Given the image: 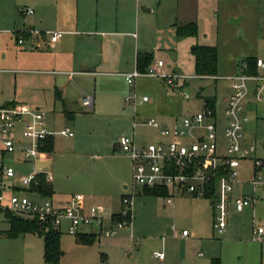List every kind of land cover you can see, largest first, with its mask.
Segmentation results:
<instances>
[{
  "label": "rangeland",
  "instance_id": "rangeland-1",
  "mask_svg": "<svg viewBox=\"0 0 264 264\" xmlns=\"http://www.w3.org/2000/svg\"><path fill=\"white\" fill-rule=\"evenodd\" d=\"M196 1L199 2V0H148L149 5L143 3V6L151 11L142 12L143 16L139 20L134 16V24L137 25V28L133 30L134 34L139 39L144 38L145 42L151 43L156 38L157 27L166 29L165 26L170 16H173L177 10L180 14L182 11H193ZM212 1V4L204 7V13L209 18L216 15L214 11L216 9L221 14L224 11H238L239 15L245 17L239 25L225 24L224 28L220 26V32L223 35L220 39L222 44V51L219 55L221 65L227 71L234 68L231 74H239L242 72L240 63L244 58L243 54L253 50L256 44L252 37L264 35V0ZM27 8H31L28 0H0V15L2 16L11 10L12 14L15 11L19 17V10ZM229 20L227 19L226 23H229ZM225 27L230 31H227ZM211 29V32H215L214 27ZM247 35L251 36V40H248ZM257 44L264 49V40L260 39ZM231 55L237 57L234 63H229ZM188 73L193 75V71ZM220 73L219 70L215 77L191 76L187 78L189 83L184 87L183 93L190 96L189 100L182 97L183 93L180 90H173L164 84L159 76H138L133 79L134 85L118 78L116 89L121 95L125 92V97L128 98L136 93L137 97L147 95L150 99H167L172 103L173 110L177 107L176 111L182 112L181 118L185 115H192L199 109L198 92L203 95H215L218 101V124L220 125L217 142L221 150L225 142L221 101L232 90L229 80L217 78ZM12 86L13 81L10 77L0 79V88L6 87L11 90ZM86 86V89H91L92 83H87ZM253 86L254 82L248 81L251 94ZM85 96H90V94L80 95L76 99L73 105L75 110L73 118L67 119L61 126L70 127L72 136H56L55 145H59V148L57 147L59 151L57 154L56 152L52 154L53 161L45 168V171H50L53 175L51 184L54 194L51 195L52 197L37 195L28 188L15 191L18 195H26L34 200L54 201L58 197L56 193H59L65 196L71 195L72 198L84 191L83 183L95 187L96 181H106L111 190H120L121 193L122 191L125 193L123 184L113 182L110 184L109 174L99 169L107 167L113 161L123 166L128 163V159L122 157L121 152L113 149L114 142L123 134L132 136L138 145L159 140L155 128L147 125L133 127V106L135 105L138 112H141L146 104L133 102L130 99L125 107L128 117L123 119L109 108L100 110L95 104L93 109H89L82 105ZM261 96L264 97V89L261 91ZM255 102L259 109L262 102ZM249 110L251 114L254 113L252 106ZM49 120H52L51 115H49ZM21 157L22 154L17 151L5 156L8 164L14 167L17 177L26 176L35 169L34 160L27 162ZM126 180L125 184L131 185V172ZM134 186L135 191L131 198V224L120 228L116 235L96 237L88 244L79 243L77 234L62 232L60 235L61 253L56 264H211V259L214 257L219 258L220 264H264V236L262 241H253L247 227L235 222L229 224L223 232H218L213 228V207L208 199L184 196L176 197L172 204H167L164 197L139 194L137 193L139 187L135 184ZM84 196L82 210L87 211L91 206L100 207V215L104 218L103 223L109 225L110 222L107 219L113 207L98 203L95 200L98 196L92 193ZM256 213L257 222L264 227L263 201L256 204ZM117 215L113 216V220L119 219ZM7 228L5 215L0 211V231L3 232ZM183 229L190 233L188 238L184 239L180 236ZM85 232L97 234L99 228L92 225L86 227ZM155 253H162V258L155 256ZM0 264H49L43 259V236L37 233L20 235L15 238L0 236Z\"/></svg>",
  "mask_w": 264,
  "mask_h": 264
},
{
  "label": "crops",
  "instance_id": "crops-1",
  "mask_svg": "<svg viewBox=\"0 0 264 264\" xmlns=\"http://www.w3.org/2000/svg\"><path fill=\"white\" fill-rule=\"evenodd\" d=\"M212 2V0L196 1L195 8L191 12L187 10L182 11L180 14L177 10L173 16L169 17L167 26H165L167 28L157 27L155 40L148 43L145 42L144 38L139 39L133 32L137 28V25L134 24V16L139 20L143 16L142 12L151 11V9L143 6V3L148 4V0H28L33 10L31 14L25 13V10H19L18 17L15 11L12 14L10 10L7 14L0 15V79L10 77L13 81L11 90L6 87L0 88V107L14 105L15 107L27 106L31 109L39 110L44 114L47 128L51 131H58L64 128L61 126L67 119L73 118L75 112L73 105L76 99L80 95L90 94L92 106L88 107L89 109H93L96 104L100 110L109 108L117 116L125 119L128 117V112L125 108L128 103L124 102V98L126 99L125 92H122L121 95L116 89V80L120 78L122 81H126V74L132 73L136 69L137 52H151L153 55L151 64L161 60L163 64L159 69L163 73L184 74L191 78V76H197L194 73V57L190 53V47L194 44L216 47L217 74L215 76L218 75L220 70L221 76L219 75L217 78L228 80L226 77L233 76L231 72L234 68L231 71H227L221 65L219 55L222 51V44L220 39L223 35L220 30L221 27L224 28L225 24L232 26L241 24L245 20V17L244 15H239L238 11H224L226 14H221L216 9L214 10L216 15L209 18L204 13V7L212 4ZM215 2H219V0H215ZM207 18H209L208 21ZM227 19H237V22L232 24L229 20V23H226ZM189 22L196 23L197 34L195 36L178 38L175 33V25ZM211 27H214L213 31L215 32H211ZM28 28L41 32L61 30L64 33L53 45H49L46 33L27 35L24 44L19 45L17 43V32ZM225 28L227 31H230L227 27ZM247 38L251 40V36L247 35ZM252 38L256 44L253 50L243 54L244 58L240 63L241 70L242 64L248 57L264 61V49L258 45L259 42L257 44V41H260V39L264 40V35H257ZM236 59L237 57L234 55L229 56V63H234ZM190 71H193V75L188 73ZM234 75L236 74L234 73ZM248 75L264 77V68L256 66V73ZM139 76H144V74H140ZM248 81L254 82L253 95L250 93ZM90 82L92 83V88L86 89V84H90ZM188 83V80H186L185 86ZM246 86L247 93L244 101V114L248 120L244 128L243 142L252 144L258 141L259 135L264 132V97L261 96V91L264 89V80L260 81L249 78L246 81ZM231 92L222 98V111ZM257 93L258 97L256 96ZM198 95L199 109L203 102H205L204 97H214V109L218 120V101L216 96L203 95L200 92H198ZM255 101L262 102L259 109ZM144 103L146 105L141 109V112H138L135 105L133 106L132 118L137 121V124L133 127L144 125L142 121L146 117H154L161 125L167 127L180 124L182 112L176 111L177 107L173 110L172 103L169 100L149 98ZM250 106L254 108V113L252 114L249 110ZM187 107H190L189 103ZM49 115L52 116L51 121L49 120ZM224 122L223 120L222 129ZM156 133L160 140L161 137L157 130ZM15 135H21L19 127L16 129ZM57 135L59 134L52 135L49 140L50 162L48 166L53 161L52 154L55 152L57 154V151H59V145H55ZM116 141L114 142L113 149L121 152V156L127 158L128 163L123 166L121 163L113 161L111 162L112 164L99 169V171L109 174L111 177V181L108 180L110 184L112 182L114 184H123L125 193L123 191L121 193L120 190L115 191L114 189L112 191L107 186L106 181H96L95 187L83 183L84 186L82 188H84V191L80 193L82 195L81 210L84 205V195L89 193L98 196L95 199L98 203L113 207L107 219L110 222H108L109 225L113 222V216L121 210V198L131 191L129 190L130 185L125 184L126 179L130 176L131 160L126 153L116 146ZM18 152L19 150H17ZM257 155L263 156L264 153L258 148ZM112 156L116 155L112 154ZM239 175L243 180L251 177V159H245L241 162ZM51 182L47 184L50 185L52 190L51 195H53L54 191ZM249 190L250 187L244 184L242 187H238L235 192H248ZM137 191L139 194H149L145 192V189L140 187ZM56 195L58 197L54 201L51 200L55 206L62 207L71 203V195L65 196L59 193H56ZM158 196L164 197L167 204H172L173 199L176 197L182 198L188 196L190 198H200L179 193L173 188H165V192ZM169 196H171L172 200L167 202L166 199ZM259 201L264 202L262 199L257 200L239 212L230 208L226 227L233 222L245 226L250 238L256 241L252 238L251 231L253 226L262 225L256 220V204ZM209 203L211 204L210 201ZM87 211L82 210L84 214ZM105 226H108V224ZM85 228L79 234H94L96 237H100L98 233L85 232ZM224 229L220 232H223ZM59 232L60 235L62 232L66 233L64 227ZM26 234L20 235L24 236ZM189 234V232L187 235L180 233V236L185 239L188 238ZM0 236H3L2 231H0Z\"/></svg>",
  "mask_w": 264,
  "mask_h": 264
},
{
  "label": "built area",
  "instance_id": "built-area-1",
  "mask_svg": "<svg viewBox=\"0 0 264 264\" xmlns=\"http://www.w3.org/2000/svg\"><path fill=\"white\" fill-rule=\"evenodd\" d=\"M31 14L33 10L25 11ZM47 34L49 45H53L63 35L64 31L50 30L41 32L28 28L17 32V43L23 45L27 35ZM162 61L151 64L144 73L135 69L126 74V81L133 85V79L140 74L159 76L164 84L173 90L183 93L185 81L189 76L178 73H163L159 67ZM256 66L264 68V61L256 59ZM242 72L226 77L232 89L223 109L225 142L220 150L217 142L218 120L216 111L208 103L203 102L201 108L192 115L181 118L180 124L173 127L161 125L154 117L143 118L144 125L155 128L161 139L143 145H138L130 135L118 137L116 146L126 153L131 160L130 192L121 198V210L118 220L105 226L100 215L101 208L91 206L87 213L81 211L82 195L76 194L67 206L58 207L50 199L34 200L26 195H18L15 191L27 189L36 182L39 173H43L47 183L52 181V174L42 169H35L26 176L17 177L14 167L5 160L7 154L17 150L22 154L23 161H47L49 159V140L54 134L64 137L72 136L70 127L66 126L58 131L47 128L43 112L27 106L0 107V211L9 212L35 222L38 233L45 234L51 230L68 234H79L85 227L96 225L99 228L98 236L116 235L120 228L128 226L132 221L131 198L135 185L143 189L161 190L173 188L179 193L193 197L208 199L213 207V228L222 231L227 225L229 209L242 211L244 207L257 200H264V155H257L258 148L264 153V132L259 140L246 144L244 128L247 116L244 114V101L247 93L246 81L249 78L264 80V77L248 75ZM258 97V93L256 94ZM186 100L190 96L182 94ZM144 103L149 100L147 95L137 97L135 93L126 97L125 102ZM83 105L92 106V97H83ZM137 121H133V126ZM17 127L20 136L15 135ZM245 159H251L252 175L243 180L239 175L240 164ZM244 184L250 187L248 192H235ZM33 193H36L32 191ZM37 194V193H36ZM38 195V194H37ZM167 202L172 200L167 197ZM65 224V226H63ZM182 230V235H187ZM252 238L262 240L264 227L255 225L251 231ZM161 258L162 253H155Z\"/></svg>",
  "mask_w": 264,
  "mask_h": 264
},
{
  "label": "trees",
  "instance_id": "trees-1",
  "mask_svg": "<svg viewBox=\"0 0 264 264\" xmlns=\"http://www.w3.org/2000/svg\"><path fill=\"white\" fill-rule=\"evenodd\" d=\"M175 33L178 38L186 36H195L197 34V25L195 22L178 23L175 25ZM190 53L194 57V73L197 76H215L217 74V49L215 46L194 44L190 47ZM153 55L148 51L137 52L136 55V69L144 73L151 65ZM246 74L256 73V59L248 57L245 59ZM206 103L214 108L215 99L213 96L203 98ZM49 145V143H48ZM50 146V145H49ZM49 148V147H48ZM28 190L34 191L40 196H51L52 190L49 184L45 182L43 173H39L37 180L33 183ZM146 193L154 196L162 195L165 188L157 191L145 189ZM5 218L9 224V228L3 231L2 234L15 238L20 234L37 233L43 236V259L46 263L56 264L59 260L61 253L60 250V232L51 230L45 234L38 233L36 230L35 222L32 219L23 218L13 215L9 212H4ZM96 238L94 234H78L77 241L79 243H91ZM211 264H220L219 258H212Z\"/></svg>",
  "mask_w": 264,
  "mask_h": 264
},
{
  "label": "water",
  "instance_id": "water-1",
  "mask_svg": "<svg viewBox=\"0 0 264 264\" xmlns=\"http://www.w3.org/2000/svg\"><path fill=\"white\" fill-rule=\"evenodd\" d=\"M235 22H237V19H231V20H230V23H232V24H234ZM49 162H50V159H48L47 161H44V162H42V161H37V162H36V168H37V169H42V168H44L45 166H48ZM104 264H106V263H104Z\"/></svg>",
  "mask_w": 264,
  "mask_h": 264
}]
</instances>
